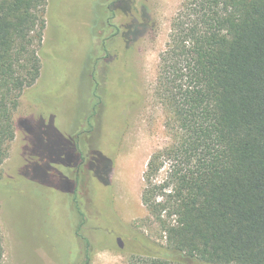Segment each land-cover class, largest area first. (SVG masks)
I'll return each instance as SVG.
<instances>
[{
	"label": "trees",
	"instance_id": "16d2710c",
	"mask_svg": "<svg viewBox=\"0 0 264 264\" xmlns=\"http://www.w3.org/2000/svg\"><path fill=\"white\" fill-rule=\"evenodd\" d=\"M49 3L0 0V167L15 136L14 111L20 96L36 107L34 117L22 121L27 146H34L40 126L44 134L60 136L35 99L45 86L43 72L49 59L48 46L42 44ZM94 6L90 37L96 42L86 71L94 97L85 130L90 156L86 160L69 137L62 152L64 166L86 168L82 195L73 188L81 176L72 182L59 175L68 183L64 189L74 194L81 217L78 226L71 227L68 260L73 264H90L96 249L124 250L130 235L104 191L111 186L117 140L124 127L121 112L140 96L132 88L129 67V84L119 89L108 76V65L123 68L134 30L146 16L136 12L131 0H113L107 6L95 0ZM119 8L131 17L124 28L114 11ZM155 91L176 130L173 142L147 162L141 202L165 245L157 246L145 236L147 249L132 252L126 264H264V0H183L159 53ZM105 117L113 125L109 130L103 125L107 133L102 138ZM34 154L39 163L30 159L24 171L31 169L39 177L47 174L49 181L27 178L21 168L6 179L0 170V193L6 199L13 198L8 187L20 180L56 191L52 178L58 175L54 170L49 173L40 154ZM162 169L165 177L157 180ZM94 202L102 209H95ZM2 258L0 229V264Z\"/></svg>",
	"mask_w": 264,
	"mask_h": 264
},
{
	"label": "rangeland",
	"instance_id": "374dc122",
	"mask_svg": "<svg viewBox=\"0 0 264 264\" xmlns=\"http://www.w3.org/2000/svg\"><path fill=\"white\" fill-rule=\"evenodd\" d=\"M99 1L107 6L113 0ZM182 2L131 0L136 12L144 13L145 21L134 30L130 52L123 56V68L108 65V76L118 84L119 89H125L129 84V67L133 75L132 88L140 96L137 103L121 112L124 127L117 140L110 172L111 186L104 191L111 199L116 214L128 226L130 235L122 251L110 248L94 250L90 264H126L132 252L147 249L145 236L157 246L165 245L161 231L141 202V191L144 186L143 172L151 155L170 145L175 136V121L156 95L155 88L159 53L165 47L171 20ZM94 4L95 0H50L42 42L48 46L49 58L43 72L45 86L35 93V99L40 100V112L53 120L60 136L56 137L52 131L48 136L40 126L35 133L34 146H31L32 149L28 147L22 121L31 120L36 107L20 96L14 111L15 136L0 167L1 177L11 179L20 168L23 172L30 159L39 163L33 155L39 153L41 163L48 166L49 173L54 170L56 175L65 176L72 182L76 176H81L80 184L73 188H77L76 194L82 195L86 168L84 164L80 167L64 166L65 155L62 152L67 149L66 139L69 137L78 143L86 160L90 156L85 130L86 117L91 112L94 97L92 79L86 71L92 58L90 48L96 42H92L90 37L91 25L95 22ZM121 4L125 6L126 2ZM114 11L117 22L124 28L131 18L130 14L120 8ZM115 93L118 95L120 92ZM37 119L39 121V117ZM103 125L109 130L113 125L112 119L104 118L100 131L102 138L107 133ZM165 170L158 173L157 180L165 177ZM23 174L30 179L41 177L42 181H49L47 174L42 177L41 173L39 177L31 169ZM58 176L52 178L56 191L50 186L20 180L8 187L13 193L10 200L0 193L2 264H73L68 260V251L73 244L71 227L72 224L77 227L81 217L75 207L74 194L64 189L68 188V183ZM19 183L23 184L21 190ZM16 189L18 192L14 195ZM94 208L102 209L96 202Z\"/></svg>",
	"mask_w": 264,
	"mask_h": 264
}]
</instances>
